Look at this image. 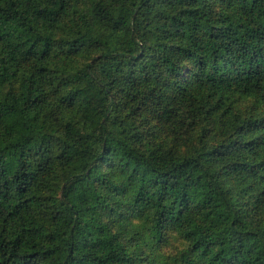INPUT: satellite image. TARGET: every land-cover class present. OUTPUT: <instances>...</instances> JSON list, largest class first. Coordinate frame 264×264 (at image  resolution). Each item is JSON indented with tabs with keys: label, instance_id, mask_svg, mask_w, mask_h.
Returning <instances> with one entry per match:
<instances>
[{
	"label": "trees",
	"instance_id": "trees-1",
	"mask_svg": "<svg viewBox=\"0 0 264 264\" xmlns=\"http://www.w3.org/2000/svg\"><path fill=\"white\" fill-rule=\"evenodd\" d=\"M0 264H264V0H0Z\"/></svg>",
	"mask_w": 264,
	"mask_h": 264
},
{
	"label": "rangeland",
	"instance_id": "rangeland-1",
	"mask_svg": "<svg viewBox=\"0 0 264 264\" xmlns=\"http://www.w3.org/2000/svg\"><path fill=\"white\" fill-rule=\"evenodd\" d=\"M181 244L183 245V240L179 236L174 235L167 249L170 251L175 247H179Z\"/></svg>",
	"mask_w": 264,
	"mask_h": 264
}]
</instances>
